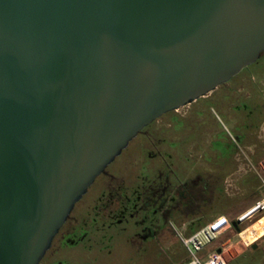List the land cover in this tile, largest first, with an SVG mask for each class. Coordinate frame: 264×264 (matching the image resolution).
Here are the masks:
<instances>
[{
	"label": "water",
	"instance_id": "obj_1",
	"mask_svg": "<svg viewBox=\"0 0 264 264\" xmlns=\"http://www.w3.org/2000/svg\"><path fill=\"white\" fill-rule=\"evenodd\" d=\"M263 54L264 0H0V264H39L144 127Z\"/></svg>",
	"mask_w": 264,
	"mask_h": 264
},
{
	"label": "rangeland",
	"instance_id": "obj_2",
	"mask_svg": "<svg viewBox=\"0 0 264 264\" xmlns=\"http://www.w3.org/2000/svg\"><path fill=\"white\" fill-rule=\"evenodd\" d=\"M263 173L264 54L144 127L74 205L39 264H185L182 240L217 216L233 219L251 206ZM163 180L175 189L178 207H192L187 217L180 208L164 219L140 207ZM152 225L166 237L144 236ZM263 227L261 220L242 233L245 243L254 240L248 247L228 232L205 252L224 250L227 264H264V239H256Z\"/></svg>",
	"mask_w": 264,
	"mask_h": 264
},
{
	"label": "built area",
	"instance_id": "obj_3",
	"mask_svg": "<svg viewBox=\"0 0 264 264\" xmlns=\"http://www.w3.org/2000/svg\"><path fill=\"white\" fill-rule=\"evenodd\" d=\"M260 197L251 206L229 219L224 215L213 218L209 223L198 229L193 235L182 240L183 245L188 253V261L185 264H227L224 257V250L220 253L216 251L205 252L211 244L219 239L223 234L232 232L240 239L246 247L252 244L245 243L242 233L248 228L264 220V173L258 175ZM235 224L236 229L233 228ZM264 239V227L261 235L256 239Z\"/></svg>",
	"mask_w": 264,
	"mask_h": 264
},
{
	"label": "flooded vegetation",
	"instance_id": "obj_4",
	"mask_svg": "<svg viewBox=\"0 0 264 264\" xmlns=\"http://www.w3.org/2000/svg\"><path fill=\"white\" fill-rule=\"evenodd\" d=\"M209 186L207 187V189H209ZM175 193H176L175 189L170 187V185L168 184L167 181L163 180L162 182L159 183V185L156 184V186H154L153 188L149 189V195H147L148 198H147V200H146V197L143 198V200H142V202L140 204V207L145 208V209H151L152 213H156V210H158L159 213L162 215V217L164 219H166L175 210H178L177 208H180L181 209V213L183 214V216L187 217L186 215H188L192 211V207L188 208L187 207L188 204L186 203L187 204L186 205L184 201H183L184 203L181 204L182 206L178 207L180 205H178L177 203H174L172 201V196ZM206 193H207V191H206ZM196 195H198V197H204L205 196L204 194L202 195V193H200L197 189H196ZM71 212H70V214H71ZM70 214L67 217L65 223L61 227H63L65 224H67V222L69 221ZM60 230H61V228L59 229L57 234H59ZM163 233H164V236L166 237V235H165L166 233L164 232V230L162 231L156 225H152V227L151 228L149 227L147 229V231H145V233L143 232L144 236L146 235V236H148V237H150L151 239H154V240L160 239V236ZM57 234L55 235V237L57 236Z\"/></svg>",
	"mask_w": 264,
	"mask_h": 264
},
{
	"label": "crops",
	"instance_id": "obj_5",
	"mask_svg": "<svg viewBox=\"0 0 264 264\" xmlns=\"http://www.w3.org/2000/svg\"><path fill=\"white\" fill-rule=\"evenodd\" d=\"M244 244V243H243Z\"/></svg>",
	"mask_w": 264,
	"mask_h": 264
}]
</instances>
